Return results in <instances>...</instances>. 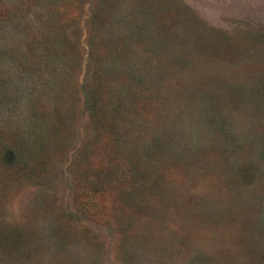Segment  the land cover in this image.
<instances>
[{"label":"rangeland","instance_id":"rangeland-1","mask_svg":"<svg viewBox=\"0 0 264 264\" xmlns=\"http://www.w3.org/2000/svg\"><path fill=\"white\" fill-rule=\"evenodd\" d=\"M0 264H264V0H0Z\"/></svg>","mask_w":264,"mask_h":264}]
</instances>
